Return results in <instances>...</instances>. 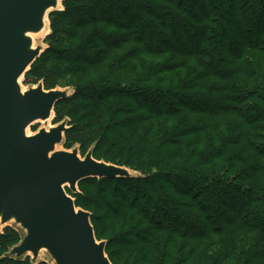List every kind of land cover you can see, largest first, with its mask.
Returning <instances> with one entry per match:
<instances>
[{
  "label": "trees",
  "instance_id": "16d2710c",
  "mask_svg": "<svg viewBox=\"0 0 264 264\" xmlns=\"http://www.w3.org/2000/svg\"><path fill=\"white\" fill-rule=\"evenodd\" d=\"M25 72L62 145L136 172L66 188L112 264H264V0H62ZM0 264H47L9 254Z\"/></svg>",
  "mask_w": 264,
  "mask_h": 264
},
{
  "label": "water",
  "instance_id": "95a60500",
  "mask_svg": "<svg viewBox=\"0 0 264 264\" xmlns=\"http://www.w3.org/2000/svg\"><path fill=\"white\" fill-rule=\"evenodd\" d=\"M58 0H0V220H14L25 230L9 254L48 251L55 264H112L105 241H97L90 213L77 208L65 186L77 192L79 181L130 176L125 167L98 161L89 150H55L67 121L28 136L34 121L52 117L66 89L45 90L42 82L22 91L19 78L42 53L29 33L44 26Z\"/></svg>",
  "mask_w": 264,
  "mask_h": 264
},
{
  "label": "rangeland",
  "instance_id": "374dc122",
  "mask_svg": "<svg viewBox=\"0 0 264 264\" xmlns=\"http://www.w3.org/2000/svg\"><path fill=\"white\" fill-rule=\"evenodd\" d=\"M57 9H63L62 6V0H58V5H57ZM48 20V26H49V18ZM50 33V28L47 31V33H36V34H30V36L32 37V45L33 47H41L42 50H44L45 48H47V44H46V36ZM24 75L21 76L19 78V86L21 88L22 91H26L27 89L31 88V87H35L37 86V83L34 82V80H26L24 79ZM68 91V94L71 93V90L66 89ZM54 118V111L52 113V117L49 118L48 120L44 121V120H38V121H34L32 124H30L27 128H26V133L28 136L35 134L39 129L44 128L46 130H48L51 127H54L55 125L59 124L60 122H55V120H53ZM55 150H71V149H65L63 147L62 144H58L56 145ZM79 156L81 158H83V156L81 154H79ZM132 174H136V172H131ZM65 191L66 188H68L67 186L64 187ZM79 188V186L77 185V189ZM68 194V193H67ZM8 229H13L15 231H17V233L20 236H23L25 234V230L21 227V225L17 224L14 220H9L5 223H2L0 220V234L5 232ZM31 258H33L32 254L29 253L28 254ZM25 256V255H24ZM36 261H45L47 264H55V261L52 259V257L50 256V254L48 253L47 250L45 249H41L38 252L37 257H35Z\"/></svg>",
  "mask_w": 264,
  "mask_h": 264
},
{
  "label": "bare ground",
  "instance_id": "6f19581e",
  "mask_svg": "<svg viewBox=\"0 0 264 264\" xmlns=\"http://www.w3.org/2000/svg\"><path fill=\"white\" fill-rule=\"evenodd\" d=\"M49 30V26H48V20H45L44 22V26L42 27V29L38 32H32V33H29L30 34H36V33H47V31ZM31 37V36H30ZM32 38V37H31Z\"/></svg>",
  "mask_w": 264,
  "mask_h": 264
}]
</instances>
